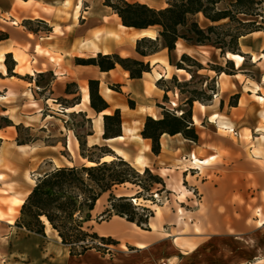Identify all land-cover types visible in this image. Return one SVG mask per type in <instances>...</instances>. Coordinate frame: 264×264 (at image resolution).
Listing matches in <instances>:
<instances>
[{"label": "crops", "instance_id": "1", "mask_svg": "<svg viewBox=\"0 0 264 264\" xmlns=\"http://www.w3.org/2000/svg\"><path fill=\"white\" fill-rule=\"evenodd\" d=\"M126 1L163 8L167 0ZM231 1L222 0L218 7ZM29 20L32 28L35 20H41L50 31L30 30L25 24ZM147 30L123 26L103 0H0V117L11 122L0 125V264H4L3 254L10 256L5 264H264V240L257 237L264 232V206L256 207L252 215L245 208L256 203L250 187H264V31L238 39L242 55L227 52L220 57L206 51L208 45L178 39L170 52L162 48L142 58L135 52V41ZM97 53L148 60L150 71L131 79L119 65L100 71L96 65L74 61ZM7 54V63L14 62L15 76L7 74ZM182 54L203 67L206 63L224 67L231 60L235 71L226 74L204 67L188 73L175 66ZM194 74L216 82L210 84L213 90L203 89L212 94L209 100L192 103L197 140L164 133L159 152L152 153L150 140L140 135L145 117H161L160 106H167L164 95L174 106V99L182 96L177 88L165 90L157 82H168L172 76L189 81ZM39 75L46 78L43 85L36 79ZM91 79L98 81V93L108 104L99 113L89 105ZM76 97L78 101L72 102ZM185 107L181 103L177 111ZM115 109L120 111L121 135L103 139L102 115ZM79 112L90 120L87 146L104 142L135 168L153 167L168 181L166 188L179 206L175 210L167 202L153 204L148 229L119 216L92 219L88 225L116 243L106 252L88 249L71 256L48 225L41 236L6 218L8 210L12 216L18 213L35 177L44 172L42 166L54 159L52 153L64 150L70 155L69 159L61 156L64 161L54 166L75 165L78 134L66 124V115ZM16 127L28 129L34 137L18 142ZM120 140L134 142V150L109 145ZM203 170L207 173L201 177ZM173 171L174 178L170 177ZM210 173L214 179L209 180ZM4 198L10 202L7 207ZM99 199L92 218L107 207L106 202L97 209ZM14 228L25 235H13Z\"/></svg>", "mask_w": 264, "mask_h": 264}, {"label": "trees", "instance_id": "2", "mask_svg": "<svg viewBox=\"0 0 264 264\" xmlns=\"http://www.w3.org/2000/svg\"><path fill=\"white\" fill-rule=\"evenodd\" d=\"M222 0H167L163 8H153L140 2H128L126 0H103V4L110 7L119 17L123 26L134 29H154L155 35L142 36L135 41V52L142 58L149 57L162 48L168 52L174 49L178 39H183L194 45H211L218 49L220 54L227 52L242 55L238 46V39L253 31H264V0H233L226 7L220 8L218 4ZM199 15L203 24L198 20ZM36 23L43 24L41 20ZM32 21H26L30 30ZM50 31L49 28H46ZM9 76L12 73L14 62L7 63ZM76 64L96 65L100 71H109L119 65L128 72L129 78H140L144 72L150 71L148 60L133 57H121L116 53H97L89 58L76 57ZM186 62V64H184ZM226 67L212 65L210 69L216 72L233 74L235 71L231 60L226 61ZM178 69L190 73V69L204 68L194 58L182 54L180 60L175 63ZM42 76V75H39ZM170 81L181 93L182 82L176 76ZM187 82V81H184ZM158 85L165 90L169 88L164 80H159ZM117 88V87H113ZM212 87H208V89ZM69 89V88H68ZM89 105L97 113L108 108L106 101L98 93V81H88ZM188 96L184 103L187 108L180 113L167 106H160L162 114L160 118L146 116L140 135L151 142V151L157 154L160 150L159 139L164 133L173 135L180 133L184 138L196 141L198 135L192 125L191 107L193 101L206 102L212 97L204 90L193 88L187 91ZM199 94L200 97L195 96ZM230 103L234 104L237 95ZM78 97L72 102H77ZM167 96L164 95V100ZM130 106L134 105L129 100ZM78 115L83 116L82 113ZM85 118V117H84ZM86 119V118H85ZM103 139L114 138L121 135V116L119 109L110 114H103ZM4 125H10L7 117L1 116ZM89 123L90 120L86 119ZM2 124V125H3ZM67 124V123H66ZM18 128L19 131V127ZM90 134V132L86 133ZM80 150V157L92 162L91 165L82 163L79 166L64 165L54 166L37 175L34 184L24 199L19 209V216L14 222L18 228L29 233L45 236L46 223L56 231L61 244L69 248L71 256H79L88 249L106 251L98 243L110 246L116 241L110 237L99 236L88 222L92 220V210L96 201L102 194L108 192L107 207L103 210L107 217L119 216L126 221L134 223L141 229H148V220L154 212L142 203L133 202L141 197V192H152L154 185H164L162 178L153 174L148 167L142 171L137 170L130 162L117 155L107 145L87 146L85 136L76 135ZM22 142V141H18ZM84 147L99 149L101 153L96 157L84 155ZM108 155L109 160H102ZM145 177V178H144ZM137 186L139 191L134 196L115 195L112 190L116 186L124 184ZM153 193H151L152 195ZM152 200V199H150ZM96 221V220H95Z\"/></svg>", "mask_w": 264, "mask_h": 264}, {"label": "rangeland", "instance_id": "3", "mask_svg": "<svg viewBox=\"0 0 264 264\" xmlns=\"http://www.w3.org/2000/svg\"><path fill=\"white\" fill-rule=\"evenodd\" d=\"M199 22L201 24H203V19L201 17L198 18ZM33 25H34V28L35 29H40V30H46V28H48L47 26L45 25H42V24H39V23H36V22H33ZM149 32H152L153 34H155V30L154 29H150L148 30ZM206 51H210L214 54H216V56L218 54H220L219 50L214 48L213 46L211 45H208V47L204 48ZM224 55V54H223ZM222 54H220L219 56H223ZM207 58V56H206ZM186 64V62L184 63ZM207 66H204L206 69L210 68V66L212 65H218V64H213V63H206ZM224 67H226V64L224 65ZM190 71H196V68L195 67H192L190 69ZM184 76L187 77V75L185 74H182ZM36 79L40 82V84H44L46 82V78L43 77V76H36ZM178 79V78H177ZM179 82H182V85H181V93H182V96L180 98H177V99H174L176 105L174 106L173 104L170 103V101L167 99H165V102L167 104V107L168 108H171V109H175L176 111L179 110V106L181 103H184V99L185 97L188 96V93L187 91H191V89L195 88L197 89V91L199 92L200 89H205V86L206 87H210V84L211 85H214L216 86V82L215 80L211 81H207L205 82L204 81V78L201 74H194V76L192 77L191 80L187 81V82H184L186 80H182V78L179 80ZM168 88H173L174 85L173 83L169 80L168 82H166L165 84ZM195 96L197 97H200L199 94H195ZM187 107H185L186 109ZM180 111H177V113H179ZM67 118H66V121H67V124L73 128V130L80 136L84 137L86 135V133L89 132V129H90V126L89 124L86 122V119L83 117V116H80V115H66ZM4 121H1L0 120V125L3 124ZM34 136L28 131V129L26 128H20V130L18 131V140L19 141H29L33 138ZM100 145H106L104 142L100 143ZM109 145L115 147V146H123L125 147V149H128L129 151H132L134 150V142H131L129 140H120L118 142V144H116V142H111ZM80 153V150L78 148V154L75 155V157L73 158V163L75 165H81L82 163H85L86 159H83L80 157L79 155ZM84 155H88L90 157H96L98 156L101 151L99 149H91V148H88V147H84ZM54 155V159L52 160V162H47L45 163L43 166H42V169L40 172L42 171H47L48 169L54 167V165L56 164H60L61 162L64 161V158H67L69 159L70 155L68 153H66L64 150H60V153H52ZM61 156H64L61 157ZM72 159V158H71ZM103 160V159H102ZM109 160V159H107ZM87 164V162H86ZM137 169V168H136ZM150 171L153 173V174H156L158 176H160V172H158L157 170H155L153 167L152 169L149 168ZM139 171H142L141 169H137ZM196 173L198 172L197 170H194ZM174 171L173 172H170V177L174 178ZM207 171L206 170H203V172L200 174L201 177H203L204 175H206ZM164 182V185L161 186V185H154L151 189V193H153L151 195L150 192H141V197L137 198V200L135 199V202L138 204V203H142L143 205L149 207L150 209H152V205L153 204H164L167 202V206L169 207V209H173V207L175 208V210L178 208L179 206V202L177 201V197L173 196V195H170V191L166 188V183H168V181L164 180V178L162 176H160ZM33 178V177H32ZM145 178V177H144ZM215 177L210 173L209 175V180L211 179H214ZM183 186L185 188H188V185L187 183L184 181L183 183ZM252 188V194H250L251 196H254L255 199L254 201H256V203L254 204V207L251 206V204H246L245 205V208L247 210H252L251 211V215L254 211V209L256 207H262L264 206V187H250ZM257 190V191H256ZM139 189L137 186H134L132 184H124V185H121V186H116L113 188L112 192L115 194V195H127V196H134L138 193ZM108 195L109 193L106 192L104 193L101 198L99 199V206H97V209L100 208L101 206L105 205V203L107 202V198H108ZM155 195V196H154ZM5 193L3 195V197H5ZM152 199V200H150ZM2 203H3V206L4 207H7L10 205V202L8 199L4 198L2 200ZM153 210V209H152ZM19 216V211L18 213L14 214L13 216L10 214V211L8 210V215H7V218L8 221H11L12 223L15 222V220L17 219V217ZM101 218H106V215L103 214V211H101L100 213L96 214V216L93 218V220L96 222H99V221H102L100 220ZM107 218H110V217H107ZM5 219V220H6ZM13 231V235H16V236H20L21 234L25 235V232L21 231V230H17L16 228H14L13 230H11V232ZM50 233V232H49ZM5 236V235H3ZM258 238L264 240V232H260L257 236ZM3 241H6V240H3ZM6 245V244H5ZM110 249L112 248V246L110 245L109 246ZM100 252H106V251H103L102 249H100ZM3 262L4 264L6 262H10V256L6 255V254H3ZM71 264H81V261H77V262H71Z\"/></svg>", "mask_w": 264, "mask_h": 264}, {"label": "bare ground", "instance_id": "4", "mask_svg": "<svg viewBox=\"0 0 264 264\" xmlns=\"http://www.w3.org/2000/svg\"><path fill=\"white\" fill-rule=\"evenodd\" d=\"M142 35H147V36H154V34L152 33V32H149L148 30L147 31H145V32H142ZM180 48V47H179ZM179 51V50H178ZM157 117V116H156ZM111 157L110 156H108V155H105L102 159L103 160H107V159H110ZM91 164H93L92 162H87V164L86 165H91ZM202 164V163H201ZM197 165H199V164H197ZM258 221V220H257ZM45 223H46V225H48L49 226V224L45 221Z\"/></svg>", "mask_w": 264, "mask_h": 264}, {"label": "built area", "instance_id": "5", "mask_svg": "<svg viewBox=\"0 0 264 264\" xmlns=\"http://www.w3.org/2000/svg\"><path fill=\"white\" fill-rule=\"evenodd\" d=\"M155 196V195H154ZM133 202H135V200H133ZM98 246H100L101 248H109V246H106V245H104V244H101V243H98Z\"/></svg>", "mask_w": 264, "mask_h": 264}]
</instances>
